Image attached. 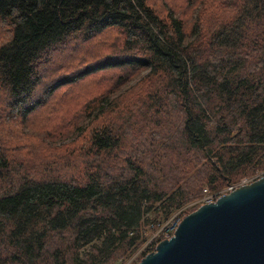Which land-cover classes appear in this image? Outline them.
Masks as SVG:
<instances>
[{
    "label": "trees",
    "instance_id": "obj_1",
    "mask_svg": "<svg viewBox=\"0 0 264 264\" xmlns=\"http://www.w3.org/2000/svg\"><path fill=\"white\" fill-rule=\"evenodd\" d=\"M172 1L0 0V264H120L264 173V0Z\"/></svg>",
    "mask_w": 264,
    "mask_h": 264
},
{
    "label": "water",
    "instance_id": "obj_2",
    "mask_svg": "<svg viewBox=\"0 0 264 264\" xmlns=\"http://www.w3.org/2000/svg\"><path fill=\"white\" fill-rule=\"evenodd\" d=\"M136 264H264V174L184 215Z\"/></svg>",
    "mask_w": 264,
    "mask_h": 264
},
{
    "label": "built area",
    "instance_id": "obj_3",
    "mask_svg": "<svg viewBox=\"0 0 264 264\" xmlns=\"http://www.w3.org/2000/svg\"><path fill=\"white\" fill-rule=\"evenodd\" d=\"M234 187H228L225 190L217 193V194H209L207 193L206 188L202 189V197L198 199L197 204H206L215 201V199L220 196L223 193H226L230 190H232ZM180 218L178 216V211L173 213L168 219L165 221L152 224L150 223L146 229L150 230L149 233V238L144 242L146 245L148 243L149 251H153L155 245L157 244L158 241L163 240V239H168L169 237L172 236L177 224L179 223Z\"/></svg>",
    "mask_w": 264,
    "mask_h": 264
},
{
    "label": "rangeland",
    "instance_id": "obj_4",
    "mask_svg": "<svg viewBox=\"0 0 264 264\" xmlns=\"http://www.w3.org/2000/svg\"><path fill=\"white\" fill-rule=\"evenodd\" d=\"M183 2L184 1H182V0H173L172 1V4L174 5V6H176L175 7V9H178V8H180V6L183 4ZM179 11V9L178 10H176V12H178ZM184 15H182V17H183ZM78 46V45H77ZM79 47V46H78ZM85 46H80L79 48H78V54H79V56H81V54H83V52H81L82 50H86L88 53H90V52H92L93 50L92 49H86V48H84ZM47 137V136H46ZM50 140V142L49 143H46L45 141V145H44V147H46V148H51V146L53 145V140H51V139H49ZM264 173H262L261 175H263ZM261 175H259V176H255L254 178H252L251 177V179H249V178H242L238 183H236V184H234L232 187H235L236 185H238V184H241V183H245V182H249V181H251V180H255V179H257L258 177H260ZM226 189V188H225ZM225 189H223V190H225ZM222 190V191H223ZM221 192V191H220ZM197 201L198 200H196V201H194V202H192L191 204H197ZM190 206V205H189ZM199 206V205H198ZM197 208V207H196ZM148 247H149V245H148V243L145 245L144 244V242L141 244V246H139L137 249H135L134 251H133V253H131L127 258H125L123 261H121V263L120 264H136L138 261H139V259L143 256H140L139 255V253H141V252H145V254L146 253H149V252H151V251H149V249H148ZM144 254V255H145ZM138 256H140V257H138Z\"/></svg>",
    "mask_w": 264,
    "mask_h": 264
},
{
    "label": "bare ground",
    "instance_id": "obj_5",
    "mask_svg": "<svg viewBox=\"0 0 264 264\" xmlns=\"http://www.w3.org/2000/svg\"><path fill=\"white\" fill-rule=\"evenodd\" d=\"M251 181H253V180H251ZM250 182V181H249ZM239 185V184H238ZM237 186V185H236Z\"/></svg>",
    "mask_w": 264,
    "mask_h": 264
}]
</instances>
